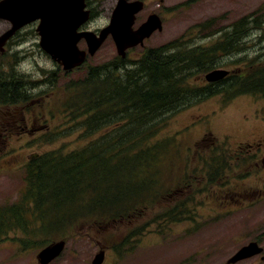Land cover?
Here are the masks:
<instances>
[{"label": "rangeland", "instance_id": "1", "mask_svg": "<svg viewBox=\"0 0 264 264\" xmlns=\"http://www.w3.org/2000/svg\"><path fill=\"white\" fill-rule=\"evenodd\" d=\"M117 1L89 0L96 16L87 27L98 29L108 24ZM148 1L151 10L161 9L163 27L147 39L144 46L135 47L128 56L130 59H137L148 47L180 37L194 44L211 45L218 38L213 35L217 29L252 12L264 15V0ZM6 30L5 20L0 18V34ZM19 34L20 41L16 39L7 54L0 55V75L9 77L24 73L37 83L30 90L31 99L27 102L0 103V205L16 201L24 191L25 166L35 154L60 147L80 148L96 137L85 134L79 127L64 129L67 123L61 109L66 96L65 83L83 75L89 66L118 55L110 38L94 56L88 57L86 64L66 76L63 68L41 48L34 26ZM249 39L264 46V22L259 29L251 31ZM261 52L264 51L260 48L250 49L248 54L254 56ZM50 132L54 135L43 140L42 136ZM205 135L210 136L209 142L203 141ZM171 136L177 138L176 143L182 146L184 156L176 160L178 165L173 168L171 179L180 178L186 171L183 161L189 158V190L169 196L176 198L161 197L155 204L134 213L131 219L96 226L94 221L69 223L56 230L55 235L52 230L43 231V225L28 216L26 231H9L0 241V264H40L38 254L43 247L60 240L66 242V247L50 264H91L95 255L104 249L106 261L103 264H226L243 246L256 238L264 240V210L257 208L263 203L250 204L254 185L264 187V167L262 178L239 179L229 174L230 178L224 176L214 183L207 179L206 169L205 176L195 169L198 163L201 166L202 158L208 157L212 139L228 140V147L234 150L247 143L262 145L261 149L254 147L241 152L244 159L251 158L248 153L257 155V150L263 154L264 97L244 94L223 104L220 96H213L186 107L175 113L158 134V138ZM263 157H258L259 161ZM256 159L251 162L253 174L257 171ZM225 179H228L226 183H219ZM238 192L244 196L240 200ZM188 196H194L193 201H188L195 214L194 220L164 225L153 223L156 215L171 201L179 203ZM137 229L141 234H136ZM129 233L132 234L127 244L121 245ZM131 246L132 251L129 250ZM233 264L256 262L249 258Z\"/></svg>", "mask_w": 264, "mask_h": 264}, {"label": "trees", "instance_id": "2", "mask_svg": "<svg viewBox=\"0 0 264 264\" xmlns=\"http://www.w3.org/2000/svg\"><path fill=\"white\" fill-rule=\"evenodd\" d=\"M263 22L261 12H252L217 29L213 35L218 38L211 45L180 37L148 47L137 59L117 56L89 66L83 75L67 81L61 109L67 123L64 129L79 127L96 137L80 148L60 147L28 161L24 191L16 201L0 205V241L9 231H26L28 216L55 235L69 223L94 221L96 226L131 219L161 197L176 198L169 196L189 190V158L183 161L186 171L172 180L176 160L184 157L182 146L175 136L158 138V134L175 113L210 97L220 96L223 104L244 94L264 97V52L248 54L250 49L264 51V46L249 39ZM220 68L230 72L206 81L205 74ZM36 83L24 73L0 75V103L27 102ZM53 135L50 132L42 139ZM210 140L208 135L203 138ZM217 141L212 139L208 157L195 167L201 175H206V169L207 179L214 183L224 176L244 179L253 174L255 156L244 159L227 141ZM193 199L171 201L153 223L194 220L188 203ZM135 232L141 234L139 229Z\"/></svg>", "mask_w": 264, "mask_h": 264}, {"label": "water", "instance_id": "3", "mask_svg": "<svg viewBox=\"0 0 264 264\" xmlns=\"http://www.w3.org/2000/svg\"><path fill=\"white\" fill-rule=\"evenodd\" d=\"M85 5V0H3L0 2V16L9 18L14 26L0 36V47L5 45L19 27L35 19H41L37 28L41 35V46L66 69H71L86 60V51L78 48V41L82 37H86L89 51L93 55L111 34L119 54L125 56L126 49L143 44L154 30L162 28L160 18L155 15L156 18L151 16L143 26L133 30L131 27L134 15L142 8L143 3H128L121 0L110 25L101 30L99 37L90 32L78 33L79 24L88 17V13L83 11ZM228 73V70L216 69L206 74V79L218 80ZM64 246L65 243L62 241L44 248L39 254L40 262L44 264L50 262L62 252ZM255 247L257 245L254 243L243 247L230 261L236 262L250 257L254 249L256 250ZM104 258L105 253L101 252L96 255L92 264H102Z\"/></svg>", "mask_w": 264, "mask_h": 264}, {"label": "flooded vegetation", "instance_id": "4", "mask_svg": "<svg viewBox=\"0 0 264 264\" xmlns=\"http://www.w3.org/2000/svg\"><path fill=\"white\" fill-rule=\"evenodd\" d=\"M1 1V0H0ZM129 1H138V0H129ZM144 1V8L139 11L136 16L134 17V22L132 24V28L136 29V28H139L141 25H143L144 23H146L148 21V19L150 18L151 15H154V14H157L159 15L162 20L164 19V16L161 14V9H156L155 11L154 10H151L148 6L149 4V1L148 0H142ZM116 5V4H115ZM115 7V6H114ZM86 9H87V13H88V19L87 20H93L96 16V12L94 11L93 7L91 6V2H89V0H86ZM114 10V8H113ZM112 10V11H113ZM5 20V23H6V26H7V29L11 28L12 27V23L9 21V20H6V19H3ZM40 23V20H37V21H32L31 23L25 25L24 27H22L14 37H12L6 44V47H5V51L4 52H0V55H5L7 54L6 51L8 49H10V47L12 46L13 42L17 39L18 41H20L21 39V35L19 34L21 30L25 29V28H30V26H34V28L36 29V27L38 26V24ZM87 26H90V24H85L83 25L81 28L83 29H89ZM91 30V28L89 29ZM96 31H99L96 30ZM38 36V35H37ZM39 37V36H38ZM83 43V40L80 41ZM132 52V49H128L127 51V54ZM36 122V121H34ZM33 122V123H34ZM253 146V147H252ZM252 147V148H251ZM254 147H256L257 149H261L262 148V145L254 142L253 144L251 143L248 147V149H246L245 151H251L254 149ZM257 155H255V159H256V162H255V166L257 168V171L252 174V177L254 176H257V177H260L262 178V172H263V167H264V157L261 158V161H259L260 159H258V157H262V155L264 156V152L263 154H261V152H255ZM259 161V162H258ZM263 162V163H261ZM263 168V169H262ZM257 182H259L257 180ZM260 188V189H259ZM237 199H242V197H244L241 192L237 193ZM243 202V201H241ZM259 203H263L262 206H257V208H260V210H264V209H261V208H264V187H260L258 186V184H255L253 189H252V192H251V201H250V204L254 205V204H259ZM262 239V237H260ZM260 238H256L255 240L251 241V243H254L257 245L256 250L254 249V253H253V257L254 258V261L256 262V264H264V240H260ZM226 264H232L230 263L229 261L226 262Z\"/></svg>", "mask_w": 264, "mask_h": 264}]
</instances>
